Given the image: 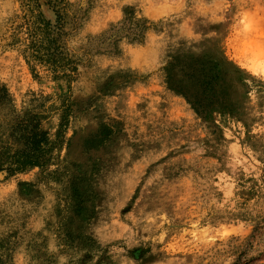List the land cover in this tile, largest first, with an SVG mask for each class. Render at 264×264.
Segmentation results:
<instances>
[{"label": "rangeland", "instance_id": "374dc122", "mask_svg": "<svg viewBox=\"0 0 264 264\" xmlns=\"http://www.w3.org/2000/svg\"><path fill=\"white\" fill-rule=\"evenodd\" d=\"M40 2L76 72L31 65L0 0V132L52 141L0 173V264H264V0Z\"/></svg>", "mask_w": 264, "mask_h": 264}, {"label": "trees", "instance_id": "16d2710c", "mask_svg": "<svg viewBox=\"0 0 264 264\" xmlns=\"http://www.w3.org/2000/svg\"><path fill=\"white\" fill-rule=\"evenodd\" d=\"M22 1L29 16L14 28L11 37L17 38L15 44L21 47V52L31 65L45 68L56 79L60 77L71 79L76 67L64 56L63 18L56 14L57 20L52 25L41 12L40 0ZM53 1L57 6L63 4V0ZM170 80L172 82L171 77ZM8 96L6 88L0 87V99L5 100ZM6 135L9 139L3 141ZM11 141L15 143L16 148L11 145ZM51 146L49 134L40 128L36 119L18 122L11 128L9 134L0 132V173L14 175L40 167L42 162L46 161L45 156Z\"/></svg>", "mask_w": 264, "mask_h": 264}]
</instances>
